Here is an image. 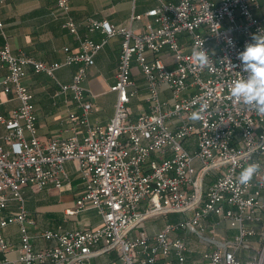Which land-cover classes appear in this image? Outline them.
Segmentation results:
<instances>
[{"label": "built area", "instance_id": "built-area-1", "mask_svg": "<svg viewBox=\"0 0 264 264\" xmlns=\"http://www.w3.org/2000/svg\"><path fill=\"white\" fill-rule=\"evenodd\" d=\"M156 2L146 12L130 16L131 21L147 18L142 32L88 18L81 35L68 15L69 0H56L65 15L61 26L78 41L74 50L63 48L60 62L13 52L8 43L0 46V98L18 102L7 113L0 111V264H91V257L109 251H115L119 264H264V242L247 260L238 256L256 233L247 224L264 223V116L229 94L233 81L247 75L238 53L252 34L264 31V0ZM94 31L102 34L99 42L89 37ZM115 35L121 36V48L109 86L116 95L113 115L105 124H90L87 117L94 105L86 98L83 82L95 54ZM201 45L210 57L204 69L192 56V49ZM163 51L173 57L172 67L164 62ZM73 64L77 67L71 82L59 83L56 70ZM133 65L144 79L148 107L134 116ZM27 68L51 78L60 93H71L81 112L70 113L69 119L73 129L85 125L81 139H38L33 93L23 81ZM162 85L169 91L167 98L161 97ZM204 104L208 107L202 118L192 121L191 113ZM66 161L76 164L82 182V193L66 214L94 206L101 223L32 235L29 228L36 226L28 218L23 187L61 188L68 178ZM253 162L261 171L249 186L239 185L240 172ZM213 171L216 177L207 183ZM169 212L186 218L165 223L155 233L135 231L143 218ZM222 221L236 230L231 240L216 237L215 228ZM11 224L19 234L15 259L8 257L10 245L4 235ZM180 228L182 235H174ZM187 232L203 241L198 256H192ZM35 237L54 244L35 249Z\"/></svg>", "mask_w": 264, "mask_h": 264}, {"label": "crops", "instance_id": "crops-1", "mask_svg": "<svg viewBox=\"0 0 264 264\" xmlns=\"http://www.w3.org/2000/svg\"><path fill=\"white\" fill-rule=\"evenodd\" d=\"M178 1V0H172ZM156 0H69L68 15L78 24V32L86 33L84 21L88 18L98 21L107 20L118 25L127 26L135 32L146 29L147 18L130 20L133 13L142 14L156 5ZM65 15L56 5V0H0V46L8 43L13 52H23L26 55L47 63L60 62L64 59V47L76 49L78 41L61 24ZM89 37L99 42L102 34L99 31L89 33ZM121 36L115 35L107 39L102 48L95 54L94 64L88 68L87 77L83 82L87 89L86 98L94 108L88 114L90 124H105L112 117L115 102V92L109 91V86L114 82V74L120 54ZM148 57L151 54L148 53ZM164 62L172 67L173 57L167 52H162ZM76 65H67L59 68L55 76L59 83L71 82ZM132 77L136 82L137 94L130 101L132 115L147 111L145 101L146 87L144 79L136 65L132 66ZM26 86L33 93V102L37 113V137L46 142L52 137L67 138L76 136L81 139L85 132L84 124H77L72 128L69 114L79 115L81 109L72 99L70 92L60 93L59 86L48 76L36 74L30 68L26 69L23 79ZM161 97H169L168 89L161 86ZM0 111L7 113L18 106V102L7 96H1ZM4 132L0 126V135ZM198 165V163H197ZM68 178L61 188L49 185L41 190L35 186H24L23 195L28 218L35 221L36 227L29 228V233L34 235L40 230H67L90 229L101 223V214L94 206H87L73 215H67L66 210L74 208L75 201L82 193V182L78 176L76 164L66 161L64 164ZM216 177L211 172L206 178L207 183ZM264 177V171H262ZM180 213L169 212L143 218L135 229H145L148 233L159 231L165 223H178ZM182 216V215H181ZM256 233L248 238L249 246L240 249L238 256L245 261L255 255L262 242L264 223H248ZM226 222H220L216 228V237L221 240H231L236 230L231 232ZM134 232V231H133ZM4 235L10 245L8 257H18L19 234L16 224L8 225ZM182 235V234H174ZM189 246L194 250L192 256H198V250L188 240ZM54 240L35 237V249L52 246ZM1 256V254H0ZM91 264H119L115 251L101 252L91 257Z\"/></svg>", "mask_w": 264, "mask_h": 264}, {"label": "clouds", "instance_id": "clouds-1", "mask_svg": "<svg viewBox=\"0 0 264 264\" xmlns=\"http://www.w3.org/2000/svg\"><path fill=\"white\" fill-rule=\"evenodd\" d=\"M229 43H231L230 40ZM202 45L192 49V56L197 65L204 69L209 66L210 57ZM238 59L241 62L242 72L247 75L246 77L240 75L239 79L233 81L229 94L235 101L243 103L258 115L264 116V31L258 30L252 34L251 42L238 53ZM207 107L208 105L204 104L192 112L191 120L199 121ZM260 171L259 163L248 164L240 172L238 184L244 187L249 186L253 177Z\"/></svg>", "mask_w": 264, "mask_h": 264}, {"label": "rangeland", "instance_id": "rangeland-1", "mask_svg": "<svg viewBox=\"0 0 264 264\" xmlns=\"http://www.w3.org/2000/svg\"><path fill=\"white\" fill-rule=\"evenodd\" d=\"M179 215V214H178ZM179 220L181 219V221H182V219L184 218H186V216H181V214L179 215ZM139 229H135V231H138ZM231 232H233V229H229ZM183 233V229H178L177 231H176V234H182ZM186 237H187V239L191 242V244L194 246V247H196L197 249H202L203 248V241H202V239L195 233V232H187L186 233ZM262 242H264V239H262ZM262 242H261V244H262Z\"/></svg>", "mask_w": 264, "mask_h": 264}]
</instances>
